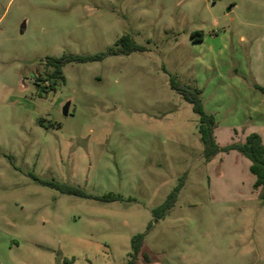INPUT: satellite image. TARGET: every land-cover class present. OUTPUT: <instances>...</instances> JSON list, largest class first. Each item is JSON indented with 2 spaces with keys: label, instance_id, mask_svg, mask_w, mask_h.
Wrapping results in <instances>:
<instances>
[{
  "label": "rangeland",
  "instance_id": "1",
  "mask_svg": "<svg viewBox=\"0 0 264 264\" xmlns=\"http://www.w3.org/2000/svg\"><path fill=\"white\" fill-rule=\"evenodd\" d=\"M125 34L143 51L107 54ZM99 54L48 78L47 58ZM171 80L220 148L264 144V0H0V264H127L137 234L135 264H264V188L239 152L205 161Z\"/></svg>",
  "mask_w": 264,
  "mask_h": 264
},
{
  "label": "trees",
  "instance_id": "2",
  "mask_svg": "<svg viewBox=\"0 0 264 264\" xmlns=\"http://www.w3.org/2000/svg\"><path fill=\"white\" fill-rule=\"evenodd\" d=\"M191 36H196V40H201L202 34L201 32H193ZM143 47L135 44L131 37L128 34L121 36L118 40L117 44L110 48L107 52L109 55H118V54H130L135 51H143ZM103 57V54L95 55V56H75V55H63L61 57L55 58L50 57L45 60V66L50 68L52 71L48 75L50 80H63L62 75V67L69 62L73 61H93L99 60ZM171 88L179 92L182 98L191 105L192 111L194 114L198 116V124L197 131L200 135V140L203 145V158L205 161H209L212 157H214L218 152H228V151H236L242 154L250 163L249 172L254 176V187L255 188H264V144L261 137L257 133H251L244 138L243 142H232L223 148H220L215 141V120L212 115L208 114L202 105L201 101V91L197 88H190L188 86L180 85L175 80H171L170 82ZM44 87L43 89H46ZM264 92V89H261ZM42 184L47 185L57 192H61L68 195L79 196V197H87L81 190L61 184L54 181H40ZM181 185V184H180ZM179 185V186H180ZM179 187L173 190L170 194H168L167 199L157 208L153 209L152 213L155 219L163 218L165 213L173 206L176 200V192ZM264 196V195H263ZM90 198V196H88ZM98 201L101 202H112L121 199V196L107 193L100 197H94ZM142 240L143 235L137 234L132 237L131 245L133 250V259L127 264H135V259L138 254L144 256L145 262L148 261L146 254L142 253Z\"/></svg>",
  "mask_w": 264,
  "mask_h": 264
},
{
  "label": "water",
  "instance_id": "3",
  "mask_svg": "<svg viewBox=\"0 0 264 264\" xmlns=\"http://www.w3.org/2000/svg\"><path fill=\"white\" fill-rule=\"evenodd\" d=\"M209 1L212 2V3H214V2H217V1L219 2L220 0H209ZM227 11H228V9H227ZM69 106H70V102H66V103L63 105V107H62V114H63L64 116H67Z\"/></svg>",
  "mask_w": 264,
  "mask_h": 264
}]
</instances>
